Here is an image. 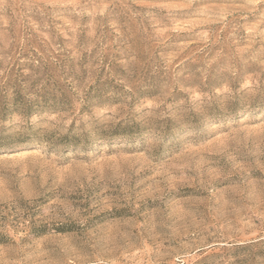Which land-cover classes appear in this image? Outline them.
Returning <instances> with one entry per match:
<instances>
[{"label":"rangeland","instance_id":"1","mask_svg":"<svg viewBox=\"0 0 264 264\" xmlns=\"http://www.w3.org/2000/svg\"><path fill=\"white\" fill-rule=\"evenodd\" d=\"M0 264H264V0H0Z\"/></svg>","mask_w":264,"mask_h":264}]
</instances>
